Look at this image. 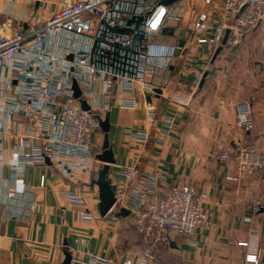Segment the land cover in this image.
Here are the masks:
<instances>
[{"label": "crops", "instance_id": "1", "mask_svg": "<svg viewBox=\"0 0 264 264\" xmlns=\"http://www.w3.org/2000/svg\"><path fill=\"white\" fill-rule=\"evenodd\" d=\"M64 1L0 0V34L7 33L4 24L12 20L27 36L21 51L0 68V264H90L97 256L117 262L136 257L140 237L132 215L101 214L95 180L103 167L109 168L112 185L129 167L156 176L157 195L150 200L162 197L167 187L182 185L204 196L202 228L191 241L174 238V246L163 254L166 264H264V217L248 209L255 179L228 180L237 163L219 158L223 148L238 141L264 146V27L237 45L226 41L215 47L198 43L199 37L212 36V28H193L199 14L209 10L204 0H177L169 6L158 0H116L110 16L134 35L137 52L135 73L125 75L110 61L97 62V46L103 56L112 48L104 39L105 30L90 15L74 30L35 40V32ZM139 16V21L132 20ZM147 22L153 26L150 31ZM142 38L153 73L139 81ZM82 52H92L91 67L73 64ZM18 63L25 80L15 69ZM44 72L70 82L72 89L76 81L81 95L75 105L82 108L85 100L101 122L109 118L114 163L97 157L105 140L101 122L93 158L31 161L33 147L44 152L56 136L55 123L42 122L49 114L43 100H26L28 81L39 89L47 85ZM76 73H83L84 79L75 78ZM243 102L253 107L251 131L237 126ZM26 137H32V148L24 146ZM70 191L80 193L84 204L70 202ZM78 210H89L94 220L76 221ZM253 231L257 246L250 251Z\"/></svg>", "mask_w": 264, "mask_h": 264}, {"label": "built area", "instance_id": "2", "mask_svg": "<svg viewBox=\"0 0 264 264\" xmlns=\"http://www.w3.org/2000/svg\"><path fill=\"white\" fill-rule=\"evenodd\" d=\"M161 0H158V2ZM208 11H202L195 20V30L213 29L212 36H201L198 43H209L215 47L223 45L227 32L228 40L232 44L241 43L248 33L264 27V0H204ZM116 10V0H65L64 6L45 21L43 26L35 32V40L42 41L46 35L59 36L64 31L77 28L86 15L92 16L102 30H105V41L112 46L125 49H135L134 35L120 28L116 19L110 14ZM169 19L178 18L169 15ZM151 22L146 23V29H152ZM7 33L0 34V68L6 65L10 57L16 56L22 49L27 36L22 27L15 25L12 20L4 24ZM140 53L137 60V69L140 73L137 79L144 81L145 76H151L153 71L147 67V56L144 51L148 44L144 38L140 40ZM51 60L55 57L52 55ZM92 52L78 53L74 65L91 67ZM20 79L25 80L24 71L15 65ZM110 73V72H109ZM48 81L42 89L35 82L26 83L30 95L43 100L49 114L43 119L48 125L55 123L56 136L50 138L44 152L34 149L30 153L32 162H41L46 159L67 158L81 155L93 158L96 149L95 137L99 131L100 115L92 110H84L75 105L72 84L64 81L60 76H53L44 72ZM112 77L113 73H110ZM117 75V74H115ZM83 73H76L75 78L84 79ZM112 78L108 79L111 84ZM84 83V82H83ZM84 89L90 92L88 85ZM106 108H109L107 105ZM237 126L251 131L255 126L252 104L243 102L238 108ZM23 144L32 148V137H26ZM219 158L226 162L234 161L237 166L232 168L227 179L239 181L245 176L255 179V195L248 201V209L264 217V146L246 144L238 141L236 145L223 148ZM123 178L114 183L115 202L109 213L128 209L132 215V224L140 237V247L136 257L125 258L120 262L104 257H95L90 264H166L161 259V253L166 250L174 238L183 237L191 241L202 228L206 218L204 210V196L190 185L170 186L163 192L162 197L150 200L151 195H157L158 178L146 177L137 167L125 168ZM70 202L84 204L80 193H67ZM108 213V214H109ZM76 221L90 222L94 215L89 210H78L75 213ZM247 220H251L250 217ZM256 232L250 234L249 250L254 251ZM257 246V245H256Z\"/></svg>", "mask_w": 264, "mask_h": 264}, {"label": "water", "instance_id": "3", "mask_svg": "<svg viewBox=\"0 0 264 264\" xmlns=\"http://www.w3.org/2000/svg\"><path fill=\"white\" fill-rule=\"evenodd\" d=\"M177 0H161L159 1L160 5L163 6H169L173 3H175ZM133 18L132 20L134 21H139L140 19H142V17H137ZM228 33H226L224 40H223V44L226 43L227 38H228ZM221 47V46H220ZM220 50V48L218 49V51ZM73 91H74V98H78L81 95V91L79 89L78 83L76 81L73 82ZM82 103V108L84 110H89V105L87 104V102L85 100L81 101ZM101 127L102 130L105 132V140H104V144H103V151L100 155H98V159H100L101 161L105 162V163H114L115 159H114V155H113V151H112V147L111 144L109 142L108 139V131H109V118L107 117L104 121L101 122ZM108 171L109 168L108 167H103L99 173L98 176L95 180V183L99 186V196H100V210H101V214L103 216L107 215L109 213L110 208L112 207V205L115 202V197H114V186L111 184L110 180L108 179ZM130 210L122 208L119 211V214L121 215H128L130 214ZM174 243L172 242L171 245H173ZM64 264H69L68 260L65 261Z\"/></svg>", "mask_w": 264, "mask_h": 264}, {"label": "trees", "instance_id": "4", "mask_svg": "<svg viewBox=\"0 0 264 264\" xmlns=\"http://www.w3.org/2000/svg\"><path fill=\"white\" fill-rule=\"evenodd\" d=\"M112 48V49H111ZM108 51H105L104 56L100 54V49L96 47V58L98 63L107 64L109 61L114 67L117 73L133 75L136 69V50L125 49L120 46H112ZM95 154V150L93 152ZM165 250L161 253V259L163 262H167L166 258H163ZM172 263V257L170 258Z\"/></svg>", "mask_w": 264, "mask_h": 264}, {"label": "rangeland", "instance_id": "5", "mask_svg": "<svg viewBox=\"0 0 264 264\" xmlns=\"http://www.w3.org/2000/svg\"><path fill=\"white\" fill-rule=\"evenodd\" d=\"M131 214V213H130Z\"/></svg>", "mask_w": 264, "mask_h": 264}]
</instances>
